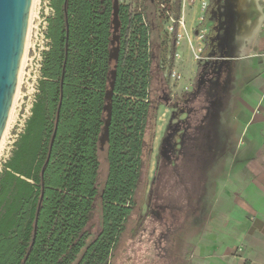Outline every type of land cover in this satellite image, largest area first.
Wrapping results in <instances>:
<instances>
[{
    "label": "trees",
    "instance_id": "obj_1",
    "mask_svg": "<svg viewBox=\"0 0 264 264\" xmlns=\"http://www.w3.org/2000/svg\"><path fill=\"white\" fill-rule=\"evenodd\" d=\"M147 1L159 16V7L174 13L176 36L180 0ZM64 2L52 1L38 92L0 170V264H111L149 154L157 18L119 3L116 28L113 0H67L66 15ZM97 206L100 229L91 238Z\"/></svg>",
    "mask_w": 264,
    "mask_h": 264
},
{
    "label": "rangeland",
    "instance_id": "obj_2",
    "mask_svg": "<svg viewBox=\"0 0 264 264\" xmlns=\"http://www.w3.org/2000/svg\"><path fill=\"white\" fill-rule=\"evenodd\" d=\"M52 1L41 0L32 23L0 142V170L38 92L42 53L51 43L46 32L54 16ZM119 3L128 5L131 15L142 12L150 22L157 18L159 36L151 34V98L157 113L136 207L111 264H203L209 222L244 212L239 206L229 209L252 167L233 161L245 145L236 127L246 100L264 118V108L256 104L257 96H264V0H180L176 36L168 6L163 12L157 8L159 16L147 0ZM263 150L256 154L261 166ZM104 156L100 153V185L106 175ZM86 229L91 238L98 234V206Z\"/></svg>",
    "mask_w": 264,
    "mask_h": 264
},
{
    "label": "crops",
    "instance_id": "obj_3",
    "mask_svg": "<svg viewBox=\"0 0 264 264\" xmlns=\"http://www.w3.org/2000/svg\"><path fill=\"white\" fill-rule=\"evenodd\" d=\"M256 101L264 108V96L259 94ZM255 107L245 101L236 127L237 136L245 139V145L233 161L252 167L246 175L248 180L237 186L229 209L239 206L244 212L209 222L205 232L209 237L202 244L203 264H264V166L256 160L257 151L264 146V118L254 113ZM260 161L264 162L263 154Z\"/></svg>",
    "mask_w": 264,
    "mask_h": 264
},
{
    "label": "water",
    "instance_id": "obj_4",
    "mask_svg": "<svg viewBox=\"0 0 264 264\" xmlns=\"http://www.w3.org/2000/svg\"><path fill=\"white\" fill-rule=\"evenodd\" d=\"M30 3L31 0H0V140L17 86V75L25 45ZM66 7L67 0L64 2L65 15L67 12ZM117 9L118 0H113L114 23L116 28L119 26ZM116 53V50H111V58H115ZM51 146L52 142L50 149ZM49 156L50 151L44 168L49 161ZM39 208L40 203L37 209V215Z\"/></svg>",
    "mask_w": 264,
    "mask_h": 264
},
{
    "label": "bare ground",
    "instance_id": "obj_5",
    "mask_svg": "<svg viewBox=\"0 0 264 264\" xmlns=\"http://www.w3.org/2000/svg\"><path fill=\"white\" fill-rule=\"evenodd\" d=\"M40 6H41V0H31L29 18H28V23H27V30H26V37H25V45H24L23 54H22V57H21L20 65H19V70H18V75H17V82H18L19 72H20V69H21V66H22V63H23V56H24V53H25V48L27 46V40H28L29 34L31 33V28H33L32 23H33V21L37 22V20H38ZM16 88H17V86H16ZM14 100H15V94H14V97H13V101H12V104H11L10 112H9V115H8V118H7V122H6V125H5V128H4L1 140H2L3 135L5 133L7 124L9 122V118L11 117L12 106H13ZM1 140H0V142H1Z\"/></svg>",
    "mask_w": 264,
    "mask_h": 264
},
{
    "label": "built area",
    "instance_id": "obj_6",
    "mask_svg": "<svg viewBox=\"0 0 264 264\" xmlns=\"http://www.w3.org/2000/svg\"><path fill=\"white\" fill-rule=\"evenodd\" d=\"M177 23H178V21H177ZM172 30H173V28H172ZM264 31V30H263Z\"/></svg>",
    "mask_w": 264,
    "mask_h": 264
},
{
    "label": "flooded vegetation",
    "instance_id": "obj_7",
    "mask_svg": "<svg viewBox=\"0 0 264 264\" xmlns=\"http://www.w3.org/2000/svg\"><path fill=\"white\" fill-rule=\"evenodd\" d=\"M238 2H240V0H238Z\"/></svg>",
    "mask_w": 264,
    "mask_h": 264
}]
</instances>
